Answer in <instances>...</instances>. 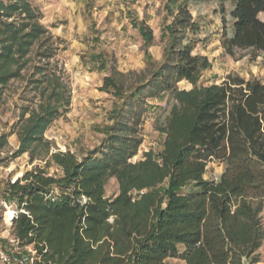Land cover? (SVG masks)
I'll return each instance as SVG.
<instances>
[{
  "label": "trees",
  "instance_id": "obj_1",
  "mask_svg": "<svg viewBox=\"0 0 264 264\" xmlns=\"http://www.w3.org/2000/svg\"><path fill=\"white\" fill-rule=\"evenodd\" d=\"M173 2L179 13L167 25L170 43L152 77L127 95L122 82L105 78V87L123 101L114 109L103 148L81 159L70 150L52 152L50 162L61 175L36 167L4 190V199L13 200L19 211L12 232L24 244H34L42 254L38 264H168L170 257L186 264H243L244 256L250 264L260 262L264 82L230 73L221 82L200 84L211 63L192 53V41L178 42L180 28L193 27L194 21L186 1ZM262 12L264 0H235L232 33L222 35L228 53L264 50ZM39 14L31 0H0V87L21 76L32 45L46 32ZM138 30L147 44L152 42L149 25L142 21ZM37 68L46 82L43 100L19 119L16 156L49 145L45 130L71 102L60 78L47 74L44 65ZM182 80L192 87L180 88ZM146 94L168 95L161 127L166 137L157 155L148 151L133 161L141 140L130 132L137 128V102ZM8 135H1L0 148ZM213 161L224 169L216 179L205 178ZM111 177L119 185L113 197L106 195Z\"/></svg>",
  "mask_w": 264,
  "mask_h": 264
},
{
  "label": "rangeland",
  "instance_id": "obj_2",
  "mask_svg": "<svg viewBox=\"0 0 264 264\" xmlns=\"http://www.w3.org/2000/svg\"><path fill=\"white\" fill-rule=\"evenodd\" d=\"M173 1L31 0L46 32L32 45L21 76L0 87V137L9 134L0 148V233L10 227L15 207L13 200L3 197L9 182L36 167L44 168L49 175H61L62 170L50 162L52 152L70 150L81 159L92 149L103 148L107 127L114 123V109H119L123 101L112 88L105 87V78L111 76L122 82L127 95L152 77L164 62L170 43L167 25L179 13L178 2ZM179 1H186L185 8L191 12L194 26L179 27L178 34L182 36L178 42L192 41V53L208 57L211 63L202 71L200 84L221 82L230 73L264 82V50L243 49L233 55L222 46L223 33H232L235 0ZM259 17L264 20V12ZM142 21L153 31L154 38L149 44L138 30ZM43 51L50 52V56H42ZM38 65H44L47 74L55 73L60 78L71 102L61 108L63 113L45 130L49 145L16 156L20 144L19 119L25 110L28 117L43 100L46 82L41 81L44 75ZM177 85L192 87L186 80ZM167 100L168 95L158 99L146 94L137 102L140 114L135 116L137 128L130 135L140 138L141 143L133 161L143 158L148 151L157 155L163 149L166 135L161 127L169 112ZM128 123L132 125V120ZM223 169L222 163L210 162L205 178L216 179ZM54 191L60 193L58 188ZM118 192L117 179L109 178L106 195L113 197ZM259 254L260 262L254 264H264V242ZM167 263L186 264L180 257H170Z\"/></svg>",
  "mask_w": 264,
  "mask_h": 264
},
{
  "label": "built area",
  "instance_id": "obj_3",
  "mask_svg": "<svg viewBox=\"0 0 264 264\" xmlns=\"http://www.w3.org/2000/svg\"><path fill=\"white\" fill-rule=\"evenodd\" d=\"M14 205L10 227L0 233V264H38L42 261V254L34 244H24L12 232V222L19 212L17 205Z\"/></svg>",
  "mask_w": 264,
  "mask_h": 264
},
{
  "label": "water",
  "instance_id": "obj_4",
  "mask_svg": "<svg viewBox=\"0 0 264 264\" xmlns=\"http://www.w3.org/2000/svg\"><path fill=\"white\" fill-rule=\"evenodd\" d=\"M243 264H250L247 256L243 257Z\"/></svg>",
  "mask_w": 264,
  "mask_h": 264
},
{
  "label": "crops",
  "instance_id": "obj_5",
  "mask_svg": "<svg viewBox=\"0 0 264 264\" xmlns=\"http://www.w3.org/2000/svg\"><path fill=\"white\" fill-rule=\"evenodd\" d=\"M234 9H235V6H234ZM234 9H233V10H234ZM258 263H259V262H258Z\"/></svg>",
  "mask_w": 264,
  "mask_h": 264
}]
</instances>
